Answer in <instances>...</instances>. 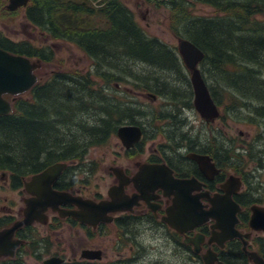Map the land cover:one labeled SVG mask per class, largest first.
<instances>
[{"label":"flooded vegetation","instance_id":"1","mask_svg":"<svg viewBox=\"0 0 264 264\" xmlns=\"http://www.w3.org/2000/svg\"><path fill=\"white\" fill-rule=\"evenodd\" d=\"M203 67L204 63L199 65L220 116L208 121L195 109L190 78L189 96L185 101L179 98L172 101L174 104L182 101L184 105L179 112L176 109V115L195 109L205 120L206 128L193 133L195 127L192 125L188 134L165 133V141H153L151 145H148L149 138H156L164 132L154 130L150 133L148 129L157 121H173L178 116L165 110L147 113L143 108H137L144 103L136 100L127 102L134 98L146 100L149 93L155 94L157 101L161 98L155 92L140 88L131 78L120 75V80L107 90L110 110L105 117V145L109 147L110 156L104 163H94L85 171L86 176L80 173L82 168H79V164L85 162V155L82 161H58L63 153L55 150L53 143L64 142L66 128L73 127L78 133L81 127L90 129L96 126L95 82H92L93 99L88 113L65 110V103L55 109L58 102L64 101L63 96L53 103L40 101L42 121L50 125L47 129L53 137L49 147L53 157L41 159L42 166L36 172H0V192L9 191L12 195L9 199L0 193V264H207L205 257L209 253L216 256L215 264H255L249 253H256L264 260V230H255L251 226L253 208L264 209V180L260 174L264 171L263 159L254 158L251 154L250 157L260 160V163L253 164L250 170L247 164L237 162L232 156L235 148L231 145H241L236 138L229 139V148L219 141L218 132L221 134L224 126L216 121H225L226 118L221 116V105L213 96ZM108 72L114 74L111 70ZM59 73L68 81L75 78L72 75L76 73L87 75L80 71ZM122 82L136 88L122 90ZM69 86L64 84L63 88ZM35 87L26 94L30 108L40 99L32 93ZM174 88L170 90L175 91ZM117 93H124L121 95L124 97ZM112 94L119 99L124 98L126 106L117 108L120 104ZM157 101L149 103L154 105ZM228 111L236 113L231 109ZM148 116L152 118L150 123L146 121ZM214 121L217 124H213ZM173 122H167L168 126L187 124V119ZM122 127L141 129L140 141L126 146L118 135ZM239 134L243 135L242 132ZM113 139L117 140L114 144L111 143ZM58 163L67 164V168L52 183L57 196L67 194L96 204L113 201L117 209L111 212L90 211L60 200H52L53 205L49 204L48 199L43 198L45 189L48 193V185L41 186L40 190L30 184L34 177ZM144 166H157L162 172H153L148 178L141 176L138 182ZM99 168L103 176L98 179L106 176V181H103L107 182V187L101 188L99 183L88 187ZM79 177L86 181L81 182ZM174 181L176 184L190 181L191 184L173 188ZM121 185L123 188L120 190ZM175 193L181 195L185 203L191 202L183 210V213L189 212L188 220L186 214L177 215L181 207H176ZM15 194H19V200L14 198ZM177 201L182 205L181 198ZM70 212L80 218L66 215ZM192 212L196 213L195 217ZM224 228L231 231H224ZM236 232L241 237L235 235ZM232 235L235 236L233 239H227Z\"/></svg>","mask_w":264,"mask_h":264},{"label":"trees","instance_id":"2","mask_svg":"<svg viewBox=\"0 0 264 264\" xmlns=\"http://www.w3.org/2000/svg\"><path fill=\"white\" fill-rule=\"evenodd\" d=\"M59 1L30 0L25 9V19L52 40L75 44L91 60L95 73H76L70 81L59 72L53 73L51 79L33 89L32 93L40 99L35 98L38 103L32 108L26 98H18L13 113L0 117V172H36L42 166L41 159L53 157L49 148L53 137H50V130L47 129L50 125L42 121L40 101L53 103L63 96L65 110L88 113L93 99L91 76L104 81L95 89V109L99 116L97 124L90 129L79 128L78 135L84 137L81 142L76 143L65 136L64 142L53 143L56 146L54 149L63 153L58 161H82L89 147L105 143V117L110 110L107 90L120 80V75L131 78L140 88L155 92L159 97H169L171 101L178 99L174 97L178 93L170 90L168 82H162L155 74H145L139 67L129 65L136 61L162 73L179 76H183L185 71L177 48L148 37L123 0L104 1L105 6L99 11L107 19L104 27L80 30H67L59 25L56 19ZM192 4L210 6L216 10L217 16L205 18L194 15ZM165 5L170 10L172 31L204 52L203 70H206L204 72L215 100L219 103L230 100L231 111H246L250 115L247 123L261 121L264 125V0H165ZM6 6L0 0V12H5ZM69 8L75 14L97 13L87 10L82 2L70 4ZM0 48L43 62H51L54 56L50 48H37L28 42H13L1 31ZM64 84L72 87L63 88ZM69 101L73 104L71 107H68ZM116 107L121 108L122 105ZM164 118L161 117V120ZM73 136L79 140L75 134L70 135Z\"/></svg>","mask_w":264,"mask_h":264},{"label":"rangeland","instance_id":"3","mask_svg":"<svg viewBox=\"0 0 264 264\" xmlns=\"http://www.w3.org/2000/svg\"><path fill=\"white\" fill-rule=\"evenodd\" d=\"M106 0H61L59 1V9L56 12V19L60 26H62L64 29L67 30H74L81 28H98V27H104L107 24V19L104 18V14L99 12L102 10L105 6ZM126 5L129 7V9L132 11V13L135 16V19L137 20L138 24L142 27V29L146 32L148 37L150 38H157L160 41H162L164 44L168 45L171 48H177L179 50L180 42L183 40L181 37L177 36L171 29L170 26V10L165 5V0L162 2H157L154 0H123ZM9 0H2L3 4H8ZM82 2L85 5V8L87 10H90L92 12H97L96 14L92 15L80 13L75 14L71 9L69 8L70 4H76ZM58 3V2H57ZM192 10L194 12V15L205 17V18H211L217 16V12L214 8L203 5V4H192ZM91 16V17H90ZM98 25V26H97ZM0 31L9 39H11L14 42H29L34 47L37 48H50L54 52V56L51 62H43V67L37 71V75L39 76L40 83L45 82L53 73L56 72H70V71H80L84 72L86 74H89V72H93L92 69V62L86 56V54L81 51L76 45L71 43L62 42L59 40H52L50 37L44 34L41 29H36L30 25V23L25 19V8H22L19 11L16 12H0ZM36 60L35 58H32ZM133 67H138L140 71L144 69V73L146 74H155V76L160 77L162 82L166 81L170 84L169 88H174L176 92L179 94L175 95L174 97L179 98L180 100L185 101V98L189 96L188 90H189V82L191 78V71L188 70L186 67H184V75L179 76L178 74H172L169 72L162 73L154 68L149 67H140V64H138L136 61L129 64ZM144 75V74H143ZM92 82H96L94 90L98 88L99 85H103L104 81L100 78L94 76H91ZM122 90H133V88H136L135 85L129 84L127 82L121 83ZM72 86L67 87L70 89ZM118 96L124 97L121 95H124V93H117ZM112 96L117 99V103L120 105L126 106V104H123L124 102H131V100H136L137 102L144 103L142 107L137 108H143V110L147 113H150L151 111L159 112L164 111L167 112L170 115H176L180 110L183 108V102H176L174 104L169 97H160L159 101H157L156 104L151 105L149 100L145 99H130L126 100L124 98H120L116 95ZM24 98H27V95L24 96ZM69 98L73 99V96H70ZM8 100H12L11 97H8ZM65 101L58 102L55 106L56 108H60V106ZM70 102V101H69ZM72 102H70V106ZM139 103V104H140ZM154 103V102H153ZM179 103V104H178ZM176 105V107H175ZM220 109H221V116L223 118H226L225 121L222 119H219L220 126H224V131H220L221 134L218 132V137L220 138L219 141L224 144L226 148H229V145L227 142H229L231 138H236L238 142L241 143V145L235 146V144H232L231 146L235 148L234 155H232L237 162L241 164H247L248 168L252 170L253 164H257V162L260 163V160L252 159L250 157L251 154L254 155V158L258 157L263 159L262 163L264 164V125L263 122L258 121L259 123L250 124L247 123V118L250 117V115L246 111H240L236 112L234 114H230L229 107H230V100H226L225 102L220 101ZM178 109V112L177 110ZM96 110V109H95ZM227 113V114H226ZM178 116V115H176ZM99 116L96 113V118ZM184 119H187V124L184 125H175L172 127L168 126V123H173V121H184ZM152 118L150 116L147 117L146 121L150 123ZM173 121H157L154 123V126L149 128L148 130L152 131L154 130H160L164 133H161L156 138H149L148 145H151L152 142H163L165 141L166 134L169 132L180 133V134H188L190 133L192 125L195 127L193 130V133H197L203 129L206 128L205 120L195 111L188 110L183 112L181 116H178L176 120ZM215 121L213 124H217ZM145 123V122H144ZM146 124V123H145ZM70 125V124H69ZM148 124H146L147 126ZM240 132L243 133L242 136H240ZM61 133V132H60ZM71 134L78 135L80 132L76 133L75 129L73 127L64 133V135L67 137L68 140L74 139V141L81 142L83 141V135H78L76 138L79 140H75V138L70 137ZM165 134V135H164ZM61 135V134H60ZM150 137V136H149ZM117 140L113 139L111 140V143L114 144ZM232 148V149H234ZM109 147H107L104 144L100 146H93L89 147L85 154V162L82 164H79V168H82V173L84 176H86L85 171H87L89 168L93 166L94 163L98 162H105V158L107 156H110L109 154ZM256 156V157H255ZM247 168V167H246ZM260 174L262 175V180H264L263 174L264 171H260ZM79 176V175H78ZM82 176V175H81ZM100 176H103V172L100 170L98 171V174L96 173L94 177L91 178V181L88 185L94 186L99 183L101 184V188H106V176L104 179H98ZM80 178V177H79ZM81 182H85L83 178H80ZM2 193L5 197H8L9 199L12 198V195L9 191L6 193ZM14 198L16 200H19V194H15ZM4 199V198H3ZM179 262V260H177ZM242 264V263H241Z\"/></svg>","mask_w":264,"mask_h":264},{"label":"water","instance_id":"4","mask_svg":"<svg viewBox=\"0 0 264 264\" xmlns=\"http://www.w3.org/2000/svg\"><path fill=\"white\" fill-rule=\"evenodd\" d=\"M157 2H162L163 0H154ZM30 0H9L6 10L8 12H16L21 8H27L29 6ZM179 53L181 58L188 70L191 71V83L194 89V104L195 109L200 113V115L206 120H214L220 116V112L218 110L217 105L215 104L208 84L206 83L205 78L199 68V65L204 63L205 54L199 49L196 45H194L189 40H182L179 45ZM43 67L42 60H31L30 58L22 55H17L10 53L6 50L0 48V117L8 116L12 112V102L16 100L17 97L22 96L28 93L37 83L39 82V77L36 74L39 69ZM5 96H12V101H8ZM146 98L150 102H156L157 96L155 94L149 93L146 95ZM121 140L129 146L130 144H134L140 141L142 132L141 129L137 127H122L118 133ZM67 168V164L58 163L46 169L43 173L33 178V182L31 187H38V189H42L41 186L46 187L48 185V193H46V189L43 191V198L48 199V203L53 205L52 200H60L63 201L64 204L72 203L81 208H86L90 211H115L116 204L115 202H103L101 204H96L91 201H82L81 198H73L71 195L67 194H57L52 190V183L57 179L60 174ZM162 168V167H161ZM143 172V173H142ZM138 176V182L140 179L148 178L149 174L152 175L153 172L158 173L162 172L160 167L157 166H144L142 171ZM142 176V177H141ZM180 184H176L174 181L173 188H178L180 185H190V181L179 182ZM30 185L27 188L31 190ZM123 186L121 185L119 189L121 190ZM41 195V194H39ZM177 196V200L180 201L182 205L178 204L176 200V207H181V211L177 213V215L186 214L187 220L189 216L188 213H183V210L186 209V205H189L191 202L185 203L182 200L181 195L175 193ZM254 215L251 221V226L255 230H264V209L253 208ZM108 213V212H107ZM70 216H74L75 218H80L77 215L70 212ZM193 217H195L196 213L192 212ZM224 231H231L230 229H223ZM235 231V230H234ZM235 235L240 236L237 232ZM234 235L229 236L227 239H233ZM246 250V249H245ZM251 260L255 262V264H264V260L257 255L256 253H249ZM207 264H215L217 261L216 256L209 253L206 257ZM218 264V263H217ZM223 264V263H219Z\"/></svg>","mask_w":264,"mask_h":264},{"label":"bare ground","instance_id":"5","mask_svg":"<svg viewBox=\"0 0 264 264\" xmlns=\"http://www.w3.org/2000/svg\"><path fill=\"white\" fill-rule=\"evenodd\" d=\"M184 40V39H183Z\"/></svg>","mask_w":264,"mask_h":264}]
</instances>
